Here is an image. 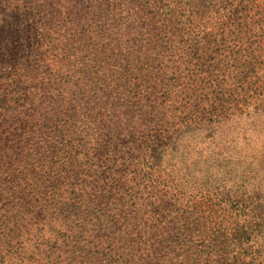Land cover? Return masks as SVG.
<instances>
[{
	"label": "trees",
	"instance_id": "obj_1",
	"mask_svg": "<svg viewBox=\"0 0 264 264\" xmlns=\"http://www.w3.org/2000/svg\"><path fill=\"white\" fill-rule=\"evenodd\" d=\"M0 264H264V0H0Z\"/></svg>",
	"mask_w": 264,
	"mask_h": 264
}]
</instances>
